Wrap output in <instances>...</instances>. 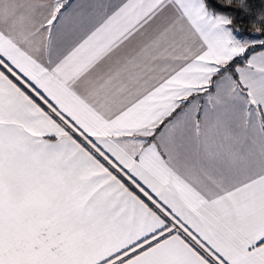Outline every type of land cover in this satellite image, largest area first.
<instances>
[{
    "label": "snow or ice",
    "instance_id": "snow-or-ice-1",
    "mask_svg": "<svg viewBox=\"0 0 264 264\" xmlns=\"http://www.w3.org/2000/svg\"><path fill=\"white\" fill-rule=\"evenodd\" d=\"M237 32L209 0H0V264H264V53L232 68L264 39Z\"/></svg>",
    "mask_w": 264,
    "mask_h": 264
},
{
    "label": "trees",
    "instance_id": "trees-1",
    "mask_svg": "<svg viewBox=\"0 0 264 264\" xmlns=\"http://www.w3.org/2000/svg\"><path fill=\"white\" fill-rule=\"evenodd\" d=\"M209 2L216 11L230 15L233 19V27L241 35L250 39H264V25L257 23L258 14L264 11V0H245L248 8L244 10L240 7L241 0H232L230 5L226 3V0H209ZM257 28L261 31L257 32ZM258 50H264V46L256 44L250 47L243 56L236 58L232 65L233 70L239 65H244L250 54Z\"/></svg>",
    "mask_w": 264,
    "mask_h": 264
},
{
    "label": "crops",
    "instance_id": "crops-1",
    "mask_svg": "<svg viewBox=\"0 0 264 264\" xmlns=\"http://www.w3.org/2000/svg\"><path fill=\"white\" fill-rule=\"evenodd\" d=\"M85 2V0H69V3L70 4H79V3H83ZM107 2V0H106ZM168 13H165V15H167ZM260 53H264V50H258V51H254L250 54V56L248 57V59H251L252 56H258ZM247 59V60H248ZM247 62V61H246ZM246 65V63L244 65H239L237 67H244ZM211 93L213 95H215V85L213 84L212 88L210 87L208 89L207 92H201L199 94H194V100L196 103H198L201 107H210V105H208V101H207V97H208V94ZM190 99H193V98H190ZM102 162H104L102 160ZM107 166V165H106ZM119 176V178L122 180V182L125 183V185L131 190L133 191L135 194L139 195L142 199H145L143 197V195L141 193H139V191L133 187L127 180V178L117 174ZM147 202V201H146Z\"/></svg>",
    "mask_w": 264,
    "mask_h": 264
},
{
    "label": "rangeland",
    "instance_id": "rangeland-1",
    "mask_svg": "<svg viewBox=\"0 0 264 264\" xmlns=\"http://www.w3.org/2000/svg\"><path fill=\"white\" fill-rule=\"evenodd\" d=\"M237 36H238V38H242V39H245V40H252V39H250L248 37H245V36L241 35L239 32H237Z\"/></svg>",
    "mask_w": 264,
    "mask_h": 264
},
{
    "label": "built area",
    "instance_id": "built-area-1",
    "mask_svg": "<svg viewBox=\"0 0 264 264\" xmlns=\"http://www.w3.org/2000/svg\"><path fill=\"white\" fill-rule=\"evenodd\" d=\"M126 178V177H125ZM130 184H131V182L130 181H128ZM132 185V184H131ZM133 187H135L134 185H132Z\"/></svg>",
    "mask_w": 264,
    "mask_h": 264
}]
</instances>
